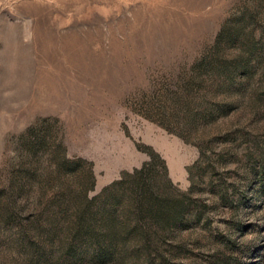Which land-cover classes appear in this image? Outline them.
<instances>
[{
	"label": "rangeland",
	"instance_id": "rangeland-1",
	"mask_svg": "<svg viewBox=\"0 0 264 264\" xmlns=\"http://www.w3.org/2000/svg\"><path fill=\"white\" fill-rule=\"evenodd\" d=\"M0 264H264V0H0Z\"/></svg>",
	"mask_w": 264,
	"mask_h": 264
}]
</instances>
